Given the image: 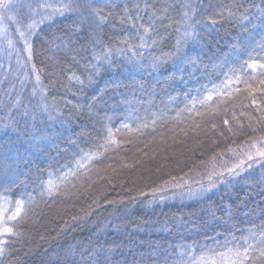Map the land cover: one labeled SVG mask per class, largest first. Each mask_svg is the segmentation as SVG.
<instances>
[{
	"label": "trees",
	"instance_id": "16d2710c",
	"mask_svg": "<svg viewBox=\"0 0 264 264\" xmlns=\"http://www.w3.org/2000/svg\"><path fill=\"white\" fill-rule=\"evenodd\" d=\"M74 3L0 0V264H264V0Z\"/></svg>",
	"mask_w": 264,
	"mask_h": 264
},
{
	"label": "snow or ice",
	"instance_id": "6c2138e0",
	"mask_svg": "<svg viewBox=\"0 0 264 264\" xmlns=\"http://www.w3.org/2000/svg\"><path fill=\"white\" fill-rule=\"evenodd\" d=\"M76 4H79V0H75L74 4H70L67 6V10H72ZM3 7L5 9H7L8 7H10V5L8 4H4ZM88 8V16L86 18H84L81 23H84L88 26H92L94 25L96 28H99L102 24H104L107 20V15H102L101 12L95 8H92L91 5H87ZM185 23L187 24V30L183 33V35L180 37V39L177 41V45H176V49H175V53L174 55H176L177 57V62L182 63L183 60L181 59V57H183V59H187V55L186 53L182 52V45L185 44L189 39L191 40H196L198 37V33L196 32V25L197 24H201L200 21H192V17L188 16L187 13H185ZM40 23L43 22V20L41 19V21H39ZM209 24H215L216 21L214 20H209L208 21ZM35 26V23L33 25H29V29L33 28ZM205 27H207L205 25ZM31 34V32H29V35ZM21 37L24 36V33L21 32L20 33ZM25 43H27V41L25 40ZM111 50H106L105 53L103 54V58L105 60L108 59L109 57V53ZM162 62V61H161ZM158 63L157 61H154V64ZM252 69H259L260 70V74L264 75V61H262L261 59L257 58V59H253L251 61L250 65H246ZM262 84H264V80L261 81ZM261 93H264V88L260 89ZM206 99L211 100L212 97L208 96L206 97ZM252 104L253 105H257V110L258 111H264V107H261L260 105L257 104V101L255 99L252 100ZM225 124L228 123L227 120L224 121ZM257 156L264 158V151H257L256 153ZM249 160H253V156L249 155L248 156ZM240 165L235 166L232 169H228L227 171L229 172L230 175H239L240 172L237 171L238 168H240ZM248 167L251 168L252 165L248 164ZM212 177H209V180L211 181ZM24 209L23 203H18L16 206V211L13 213L12 217H10V220H16L17 218H22L21 213ZM8 234H15L13 231L12 227H8L7 226V221H5L4 219L0 218V236H5ZM251 245L248 246V248H246L243 252L240 251H234L232 252V250H229L230 252H232V256L231 258L226 259L224 254H220L219 257V262L218 264H245V261L248 260V252L249 249H251ZM4 252L3 248H0V255H2ZM260 255L264 256V248H262L260 250ZM213 264H217V261H213Z\"/></svg>",
	"mask_w": 264,
	"mask_h": 264
},
{
	"label": "rangeland",
	"instance_id": "374dc122",
	"mask_svg": "<svg viewBox=\"0 0 264 264\" xmlns=\"http://www.w3.org/2000/svg\"><path fill=\"white\" fill-rule=\"evenodd\" d=\"M9 2H10V0H9ZM53 2V1H52ZM51 2V3H52ZM36 6H38V7H42L43 6V2H40V3H38ZM42 9V8H41ZM21 10H22V8H21ZM18 14V13H17ZM19 14H20V12H19ZM19 19V18H18ZM20 20V19H19ZM36 21V17L34 16L33 17V19L32 20H30V22H29V24H33L34 22ZM24 24V23H23ZM23 24L18 28V31H20V29L22 30V28L24 27L23 26ZM1 28H2V30H4V31H6V30H8L7 31V34H9V36H10V34H11V31H10V29H9V25H8V20H5V22L2 24V26H1ZM21 32H23L24 34H25V31H20V33ZM25 45H26V43H25ZM27 47H25V50L27 51V52H25V56H28V50L26 49ZM38 222L39 221H37V222H34V224H36V225H38ZM43 224V223H42Z\"/></svg>",
	"mask_w": 264,
	"mask_h": 264
}]
</instances>
